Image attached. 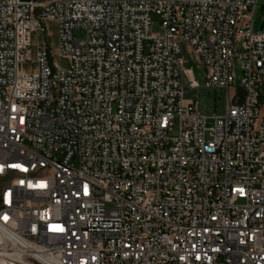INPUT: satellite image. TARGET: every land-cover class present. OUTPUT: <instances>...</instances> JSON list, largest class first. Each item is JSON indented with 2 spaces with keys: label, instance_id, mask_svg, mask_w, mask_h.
<instances>
[{
  "label": "built area",
  "instance_id": "2783aa9c",
  "mask_svg": "<svg viewBox=\"0 0 264 264\" xmlns=\"http://www.w3.org/2000/svg\"><path fill=\"white\" fill-rule=\"evenodd\" d=\"M258 1L0 0V264H264Z\"/></svg>",
  "mask_w": 264,
  "mask_h": 264
},
{
  "label": "rangeland",
  "instance_id": "374dc122",
  "mask_svg": "<svg viewBox=\"0 0 264 264\" xmlns=\"http://www.w3.org/2000/svg\"><path fill=\"white\" fill-rule=\"evenodd\" d=\"M260 6H264V0L258 1L257 10L254 15V25L253 31L258 32V26L261 21H264V13L259 14L258 9ZM159 17L152 16V27L151 33L157 34L162 33V30L159 28L158 22ZM46 31L44 33H33L31 35V62H24L20 65V70L26 73L33 72L35 70L34 57L38 48H46L50 53H55L58 45L57 39V26L53 22H47L45 24ZM264 32V30H263ZM74 37H82L81 32H76ZM44 42V45L42 43ZM181 57L183 58L185 64L184 69L190 70L193 73L195 80L198 82L200 87H203L205 79L203 76V71L201 65L193 60V50L189 46H182ZM52 63L57 64L61 68H65L68 64L67 60L62 57H55ZM234 74L235 80L233 83V88H237L240 79L242 77L240 63L235 58L234 59ZM186 83V80H184ZM185 100H197L198 101V110L207 116L219 115L222 113L224 108V92L221 91H212L206 89H198L191 92H187L184 95ZM177 133L176 129L172 132V135Z\"/></svg>",
  "mask_w": 264,
  "mask_h": 264
},
{
  "label": "water",
  "instance_id": "95a60500",
  "mask_svg": "<svg viewBox=\"0 0 264 264\" xmlns=\"http://www.w3.org/2000/svg\"><path fill=\"white\" fill-rule=\"evenodd\" d=\"M21 2H30V0H20ZM259 14H263L264 13V6H260L258 9ZM258 30L259 31H263L264 30V21H261L259 26H258Z\"/></svg>",
  "mask_w": 264,
  "mask_h": 264
},
{
  "label": "snow or ice",
  "instance_id": "6c2138e0",
  "mask_svg": "<svg viewBox=\"0 0 264 264\" xmlns=\"http://www.w3.org/2000/svg\"><path fill=\"white\" fill-rule=\"evenodd\" d=\"M3 219L5 221H7L8 217L5 216ZM49 230L50 231H54V232H62L63 231V228H61L59 225H52V226H50Z\"/></svg>",
  "mask_w": 264,
  "mask_h": 264
}]
</instances>
